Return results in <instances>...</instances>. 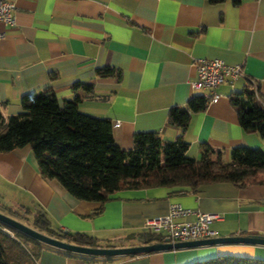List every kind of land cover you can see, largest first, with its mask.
I'll return each mask as SVG.
<instances>
[{
    "label": "crops",
    "instance_id": "1",
    "mask_svg": "<svg viewBox=\"0 0 264 264\" xmlns=\"http://www.w3.org/2000/svg\"><path fill=\"white\" fill-rule=\"evenodd\" d=\"M14 4L15 25L0 22L4 118L21 111L24 94L51 88L60 103L76 98L80 112L109 119L115 143L128 150L136 132H157L164 142L176 139L180 129L167 122L169 108L203 95L209 102L191 114L182 133L188 157L198 158L204 145L220 151L225 161L234 146H264L257 134L242 129L228 98L249 81L264 99V0H14ZM198 58L241 64L246 78L212 89L194 88ZM103 66L118 75H96ZM76 82L91 86V91L73 88ZM0 199L17 208L38 206L53 228L93 236L101 246L143 244L136 234L143 232L144 219L164 215L171 203L223 214V220L211 224L221 236L264 235V185L240 188L220 182L196 192L132 188L114 192L104 203L78 200L39 174L29 145L0 153ZM225 254L264 260V245L222 243L88 257L41 243L36 263L192 264Z\"/></svg>",
    "mask_w": 264,
    "mask_h": 264
},
{
    "label": "trees",
    "instance_id": "2",
    "mask_svg": "<svg viewBox=\"0 0 264 264\" xmlns=\"http://www.w3.org/2000/svg\"><path fill=\"white\" fill-rule=\"evenodd\" d=\"M95 72L100 77L118 75L109 66L99 67ZM248 82L228 98L237 111L242 129L264 140V99L258 87L251 88ZM77 86L91 91L89 85L73 84V88ZM209 100L203 95H194L184 106L169 108L167 122L180 129V135L173 141L164 142L153 131L136 132L132 148L125 150L114 141L111 121L80 112L76 98L60 103L51 88L29 92L20 98L19 113L4 118L0 108V153L29 145L44 179L55 180L78 200L100 203L121 189L162 186L189 188L196 192L203 186L220 182L240 188L264 185V150L260 147L234 146L229 150L227 161L220 151L206 145L198 158L186 155L188 143L182 133L191 114L204 110ZM2 209L16 211L8 206ZM19 209L30 215L34 229L44 234L77 245L101 246L93 236L53 228L45 211L38 206ZM1 227L12 231L14 237L2 232ZM136 236L143 244L164 240L161 233L150 230H143ZM40 244L0 222V264H37ZM192 264H264V260L225 254Z\"/></svg>",
    "mask_w": 264,
    "mask_h": 264
},
{
    "label": "built area",
    "instance_id": "3",
    "mask_svg": "<svg viewBox=\"0 0 264 264\" xmlns=\"http://www.w3.org/2000/svg\"><path fill=\"white\" fill-rule=\"evenodd\" d=\"M14 9V0H0V22L14 26ZM3 35L0 33V37ZM194 66L196 78L191 82L194 88L212 89L223 83L232 84L238 78L245 77L241 64H227L217 58H198ZM189 215H194V218L185 219ZM223 218L221 213L193 211L180 204L171 203L164 215L144 219L141 227L143 230L161 233L168 242L175 243L221 236L211 224Z\"/></svg>",
    "mask_w": 264,
    "mask_h": 264
},
{
    "label": "water",
    "instance_id": "4",
    "mask_svg": "<svg viewBox=\"0 0 264 264\" xmlns=\"http://www.w3.org/2000/svg\"><path fill=\"white\" fill-rule=\"evenodd\" d=\"M0 222L24 233L25 235L39 241L40 243L73 253L98 256V257H112L117 255H135L142 253H150L159 250L178 249L185 247H196V246L214 245V244H222V243H245V244H254V245H264V235L246 234V235L218 236V237H212L206 239L181 241L175 243H170L167 241V239H164L162 242H152V243H144V244L130 245V246L90 247V246L77 245L74 243H69L54 238L26 224L21 223L20 221L2 212H0Z\"/></svg>",
    "mask_w": 264,
    "mask_h": 264
},
{
    "label": "rangeland",
    "instance_id": "5",
    "mask_svg": "<svg viewBox=\"0 0 264 264\" xmlns=\"http://www.w3.org/2000/svg\"><path fill=\"white\" fill-rule=\"evenodd\" d=\"M260 149L264 150V146H262ZM0 212L20 221L21 223L23 224H26L32 228L33 227V224H32V218L30 217V215L26 214L23 210L15 207V204L14 205H10L8 207L12 208V210H16V211H9L7 209H2V206H7L5 205V202H3L1 199H0ZM15 212V213H14ZM1 231L8 234L9 236L11 237H14V234L12 231H10L8 228H5V227H1ZM101 244H104L103 242H100ZM115 246V245H114Z\"/></svg>",
    "mask_w": 264,
    "mask_h": 264
}]
</instances>
